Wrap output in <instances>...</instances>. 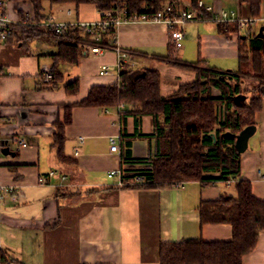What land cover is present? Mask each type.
<instances>
[{"label":"crops","instance_id":"crops-1","mask_svg":"<svg viewBox=\"0 0 264 264\" xmlns=\"http://www.w3.org/2000/svg\"><path fill=\"white\" fill-rule=\"evenodd\" d=\"M215 12H234L240 18H253L247 4L239 0H207ZM47 3V4H46ZM183 4L189 6V0ZM44 20L77 23L95 22L102 17L93 4H53L46 0ZM9 11L33 17L32 6L10 2ZM256 21L238 31H218V24L203 20L183 27L182 46L175 57L187 63L202 58L220 71L238 68V39L249 34L264 36V0ZM232 28L235 22H228ZM20 43L0 42V147L14 155L0 153V186L12 188L0 199V259L23 264H159V245L184 239L228 241L229 224L200 225L201 201L222 195L236 196L233 183L217 182L201 186L186 182L171 187L140 188L116 186L107 177L114 169L127 168L120 155L110 152V139L120 152V116L128 112L117 107H73L71 123L64 129L65 161L56 159L51 148L54 122L63 121L61 104L84 99L92 86L118 83L121 69L155 70L160 75V93L167 96L180 85L194 80L193 71L154 59L168 54V29L161 23H124L116 28L114 46L135 52L118 67L112 48L99 55L82 54L76 66L62 65L65 80L78 79L76 95H66L62 86L42 85L40 66L50 67L47 57L55 51L47 37L28 43L24 53ZM102 65L107 75H99ZM42 84V85H41ZM245 84V83H244ZM216 91L217 93H215ZM213 95H218L213 90ZM107 110V112L105 111ZM255 132L240 154V179L250 182L252 194L264 201V97L255 115ZM154 131V120L144 115L135 120L125 115V132L145 135ZM19 142H25L21 147ZM154 152L155 141L131 138L132 158ZM54 171L48 182L40 176ZM65 176L64 181L60 176ZM243 264H264V231L255 248L242 259Z\"/></svg>","mask_w":264,"mask_h":264},{"label":"trees","instance_id":"trees-1","mask_svg":"<svg viewBox=\"0 0 264 264\" xmlns=\"http://www.w3.org/2000/svg\"><path fill=\"white\" fill-rule=\"evenodd\" d=\"M32 6L33 22H41L45 0H10ZM53 4H93L102 11L125 10L127 18L142 13L151 15L162 9L164 4L173 7L174 12L183 9L200 12L204 17L209 14L198 7L199 0H189V6L183 0H46ZM247 4L253 18L260 16L261 0H239ZM19 19L26 21L27 16L17 11ZM228 23L218 24V31H238L237 24L232 28ZM44 31L39 27L18 32L13 30L7 42L20 43L24 53L29 51L28 43L39 37ZM116 29L107 28L98 34L97 40L77 26L68 28L64 34L48 33V39L54 44L55 51L48 54L51 61L52 79L41 85L45 88H64L66 95H76L79 89L78 79L66 81L60 66H76L83 54V45H99L103 48L114 47ZM5 41V42H6ZM239 55L236 71H220L207 64L202 58L187 63L175 57V50L169 44L165 57H154L163 62L194 72L193 81L180 85L173 93L163 96L160 93V75L151 69H121L118 83L92 86L86 97L79 102L61 104L64 109L63 121L54 122L51 148L56 159L65 161L64 129L71 123L73 107L110 108L123 104L128 112L120 116V139L122 144L120 157L122 163H128L122 180L131 182L137 175L142 181L128 187L157 188L171 187L186 182H198L209 186L217 182L234 180L236 196L222 195L215 200L201 201L198 206L200 225L229 224L232 236L228 241H205L201 238L184 239L176 243L159 245V264H243V257L251 252L260 233L264 231V201L252 194L249 181L240 179V154L234 147V136L244 127L255 125V115L262 107L264 97V36L249 34L238 39ZM130 54L135 52L129 51ZM252 77L257 85L249 91L242 90L243 78ZM213 90L218 95H213ZM246 91L251 94L249 98ZM244 99L241 100V97ZM225 106V119L218 122L215 115L217 106ZM139 120L144 115L154 120V131L145 135L125 132V115ZM140 137L155 141L154 152L146 157L132 158L131 138ZM127 187V186H126Z\"/></svg>","mask_w":264,"mask_h":264},{"label":"built area","instance_id":"built-area-1","mask_svg":"<svg viewBox=\"0 0 264 264\" xmlns=\"http://www.w3.org/2000/svg\"><path fill=\"white\" fill-rule=\"evenodd\" d=\"M10 0H0V42L6 41L8 36L11 34L13 30H22L26 27H39L44 32L43 34L49 35L48 33H53L55 35L64 34V32L71 27H79L82 28L85 32L93 37V39L97 40L98 34L107 29L114 28L116 29L118 26L124 23H161L164 24L168 29V43L173 47L176 51L182 46V41L184 38L183 27L189 22H200L203 20H207L216 24L220 23H228L235 22L239 29L245 28L247 25L256 21L254 18H240L234 12L226 13V12H215L212 6L205 5L203 2L198 1V7L204 9L205 12L209 14V17H204L200 12L194 11H186L180 9L174 12V9L169 4H164L162 9L154 12L151 15L142 13L138 16H133L132 18H127L125 14V10L123 9V5H121V9L112 11H102V17L95 22H77V23H63V22H55L51 19L43 20L39 23L33 22L31 20L21 21L18 17L13 16L9 11ZM109 48H103L99 45H83V55L86 56L87 51L91 52L92 55L96 56L101 54L104 50ZM118 58V67H121V63L128 59L130 56L129 50L122 49L120 47L114 46L112 48ZM40 74L41 81L43 83H47L52 79V71L50 67L46 64H42L40 66ZM111 68L106 65H102L98 71V74L103 76L109 74ZM117 110L119 112L123 111V104H119ZM107 112V110H105ZM215 115L218 122H223L225 119V106L220 105L215 108ZM21 147H26L27 144L25 142H19ZM110 152L116 153L120 155V149L115 139H110ZM1 153V147H0ZM54 171L48 172V174L40 176L38 178V182L41 184H45L48 182L50 177L55 176ZM124 175V171L122 169H114L108 172L107 177L110 179H115L116 186L118 188L131 186L133 184L139 183L142 181V176L137 175L134 177V180L131 182H125L122 180V176ZM61 180L64 181L66 179L65 176H60ZM226 185L233 183V180H227L224 182ZM12 188H5L4 186H0V199L3 198V194L7 192H11ZM1 252V247H0ZM0 264H23L18 261L6 260L2 262L0 259Z\"/></svg>","mask_w":264,"mask_h":264},{"label":"water","instance_id":"water-1","mask_svg":"<svg viewBox=\"0 0 264 264\" xmlns=\"http://www.w3.org/2000/svg\"><path fill=\"white\" fill-rule=\"evenodd\" d=\"M262 34H259V37H261ZM244 99V96L241 97V100ZM255 132V126L254 125H250V126H246L244 127L238 134L236 135H232L229 132H226L225 135L227 136H234L235 142H234V147L237 151V153L241 154L243 153L246 148H247V143H248V139L254 134ZM1 153L3 155H14L13 153L9 152L8 148H2L1 149Z\"/></svg>","mask_w":264,"mask_h":264},{"label":"rangeland","instance_id":"rangeland-1","mask_svg":"<svg viewBox=\"0 0 264 264\" xmlns=\"http://www.w3.org/2000/svg\"><path fill=\"white\" fill-rule=\"evenodd\" d=\"M184 1V0H183ZM202 1H204L205 3L207 2V0H202ZM47 4V3H46ZM45 12L47 11L46 10V7H45ZM190 24H192L191 22H189V23H187L185 26H187V25H190ZM29 28H34V27H26V28H23L22 30H19L18 32L20 33V32H23V30H25V29H29ZM39 35V37H48L46 34H38ZM237 70V68H234L233 69V71H236ZM245 83V84H244ZM257 85V81L256 80H254L252 77H245V78H243V81H242V90H247V91H249L251 88H253V87H255ZM246 91V96H247V98H249V95L251 96V94L249 93V92H247ZM215 93H217L216 91H214ZM219 94V93H218Z\"/></svg>","mask_w":264,"mask_h":264}]
</instances>
